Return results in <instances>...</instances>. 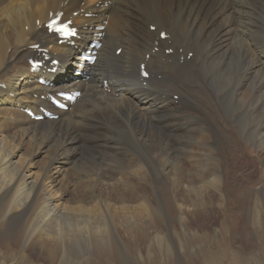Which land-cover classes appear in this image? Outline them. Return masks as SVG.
<instances>
[{"label":"bare ground","instance_id":"obj_1","mask_svg":"<svg viewBox=\"0 0 264 264\" xmlns=\"http://www.w3.org/2000/svg\"><path fill=\"white\" fill-rule=\"evenodd\" d=\"M56 12L78 25L76 46L46 33ZM101 26L88 67L78 50ZM47 57L55 73L30 71L28 59L51 68ZM56 91L81 93L57 120L21 111ZM259 111L264 124V0H0V224H10L1 246L24 245L19 264H137L132 252L150 254L143 237L159 222L185 230L224 215L222 188L242 184L239 132L264 136ZM260 186L250 194L264 204ZM247 236L232 243L242 248Z\"/></svg>","mask_w":264,"mask_h":264},{"label":"rangeland","instance_id":"obj_2","mask_svg":"<svg viewBox=\"0 0 264 264\" xmlns=\"http://www.w3.org/2000/svg\"><path fill=\"white\" fill-rule=\"evenodd\" d=\"M147 58L148 57L146 56L145 59H147ZM260 115H261V117H260ZM255 121H256V123H258L259 127L264 125L262 122V114L260 111L258 114H256ZM244 131H245V133H244ZM241 132H242V134H241ZM239 134L242 135V136H240L241 141L243 143H245L244 148L242 149L245 151V153L241 150L240 153L238 154L239 156L237 157V160L239 161V163L242 164L241 168H243V169H241L242 171H240V172L241 173L244 172V173H242V175L239 172V174H240L239 178L241 179L242 184L235 185V186L233 185L235 187V189H234L235 191L238 188L237 189L238 191H236V192L235 191L233 192L232 189L234 187L232 186V184L225 185L226 187L224 186L222 188L224 194L227 195L226 196L227 198L225 197V195H223L224 198H220L223 201L224 215L222 213H214L211 217H209V219L207 218L205 220L196 221V223L194 222L192 224V226L186 227V229L188 228L187 230L186 229L185 230L180 229V227L178 226V223L177 224L175 222L173 223L169 219H165V220H169V221L163 222L164 224L159 222V224L157 225V228L155 230L154 229L150 230L149 234L147 236H144L145 239L143 237L144 244H143L142 248L143 247L145 248L148 246V250L150 251V254L146 255V253H141V254L138 253L137 254L134 251L132 252V255L134 256L133 260H136L137 264H264V204L262 202H258L259 200H258V197L256 195H254L255 193L250 194V193H252L251 191H253L254 187H256V186L261 185L262 188L264 189V185H263V182H264V180H263V178H264V175H263L264 174L263 173L264 172V162H263L264 151L262 150L264 148V140H263L264 136H263V138H262V135H260V136L258 135L259 137L256 136L257 140H256V137L252 138L251 135L249 136L247 126H245L239 132ZM247 137H250L249 142H247L248 141ZM245 140H247V141L245 142ZM252 146L254 147L255 152L257 149V154L259 157L258 159H260L257 161V163L258 162L259 163L258 164L256 163V165H255L256 169L255 168L254 169L249 168L250 167L249 163H247V162H249V159L251 157L250 149ZM240 154L241 155L243 154V156H240ZM222 161H223V163L221 162L220 165L221 164L224 165V163L228 164V163H226L225 159H223ZM214 163L215 162L212 161L211 165L212 166L215 165ZM212 166H210L211 169L214 168V166L213 167ZM210 167L208 168V170H211ZM252 170H254V171H252ZM233 173H234V176H233ZM245 173H247L248 175ZM229 175H230V178H233V177H235L236 172L235 171L232 173L229 172ZM195 176H201V175L199 173H196ZM241 176H243V177H241ZM246 176L248 178H245ZM255 180H258V181L255 182ZM250 182L254 183V185L251 184ZM257 182L260 184H258ZM196 185L200 186L198 183ZM241 185H243V186H241ZM148 186L146 187V190L151 188V185H148ZM229 186H231L230 188L232 191L230 190ZM241 188H243V189H241ZM244 191H245V195H243ZM150 192L151 193H149V190H147L146 195L147 194L149 195L147 197L149 199H151V202L153 201L152 203H153V205H155L153 199L154 198L156 199V194L153 191H150ZM212 192L215 193L214 190ZM153 193H154V195H153ZM214 193H212V197L217 198V196ZM232 193H234V194H232ZM236 196H238V197H236ZM230 200H231V202H230ZM240 200L241 201L244 200V201L241 202ZM251 200L253 203L251 202ZM239 202H240V204H239ZM250 202H251V205H250ZM232 203L235 206L232 205ZM212 207H214V204H212ZM228 208H230V210ZM241 209H243L242 212H241ZM231 210H232V212H231ZM252 212L254 213V216H253ZM237 213H238V215H237ZM251 214H252V216H251ZM231 215H232V217H231ZM239 215L241 217H239ZM255 215H256V218H255ZM242 216H243V218H242ZM236 217H237V219H236ZM255 219H256V221H255ZM169 222H171V225L172 224L173 225L171 226ZM231 222L233 224H231ZM202 223H204V225ZM238 224H240V225H238ZM0 225H1L0 226V229H1L0 235H1L2 229H8V226L10 224H7L2 220ZM2 225H3V228H2ZM237 226L239 229L236 228ZM192 227H194V228H192ZM202 227H204L205 232L201 231ZM241 227H243V228H241ZM171 228H173V229H171ZM174 230H177V231H174ZM180 230H182V232ZM241 230H243L246 233V236L248 234V236L246 238L248 240V245L243 244L242 248H239L240 245L238 243L233 244L232 240L236 238L235 236L238 235ZM184 231H186V232L183 233ZM187 232L188 233L190 232L191 234L190 233L188 234ZM182 233H183V235H182ZM154 236H156V237H154ZM160 239H162V240H160ZM188 240H189V242L191 241L190 243H192V244H189ZM194 240H196V241H194ZM0 246H1V242H0ZM9 248L10 247H8V246L5 248L2 246L0 247V263H2V264H19L20 260H21V254H22L25 246L21 245L17 249H15V248L9 249ZM11 249H13V250H11ZM84 249H86V248H84ZM188 249L190 252L188 251ZM212 249H214V250H212ZM191 252H192V254H191ZM209 256H211V258L217 257L216 258L217 260H215V262H211L210 261L211 258ZM187 258H188V260H187ZM207 261H209L210 263Z\"/></svg>","mask_w":264,"mask_h":264}]
</instances>
